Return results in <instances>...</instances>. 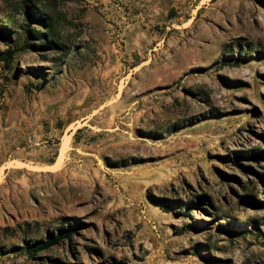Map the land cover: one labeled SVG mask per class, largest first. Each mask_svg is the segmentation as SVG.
I'll return each mask as SVG.
<instances>
[{
    "label": "rangeland",
    "instance_id": "1",
    "mask_svg": "<svg viewBox=\"0 0 264 264\" xmlns=\"http://www.w3.org/2000/svg\"><path fill=\"white\" fill-rule=\"evenodd\" d=\"M0 264H264V0H0Z\"/></svg>",
    "mask_w": 264,
    "mask_h": 264
},
{
    "label": "trees",
    "instance_id": "2",
    "mask_svg": "<svg viewBox=\"0 0 264 264\" xmlns=\"http://www.w3.org/2000/svg\"><path fill=\"white\" fill-rule=\"evenodd\" d=\"M24 14L28 20H31L34 16V14L29 12V11H26ZM38 35H39V40L43 39L41 33L40 34L38 33ZM32 36H33L32 31L27 30V35H26L27 47L26 48L35 50V49H38L41 45L36 46L35 44L30 43V39ZM11 53H12L11 50H8L5 53L6 57L8 56L9 58H12ZM155 204L157 206H161V203H155ZM189 212H190V210L187 209V214H189ZM73 232H74V229L69 230V231H64L61 234H59L57 237H54L53 235H51L50 237H48L46 239V241H41V242H38L36 245H34V247H33L34 251L46 250V249L50 248L51 246L58 244L62 239L70 238L72 236Z\"/></svg>",
    "mask_w": 264,
    "mask_h": 264
}]
</instances>
